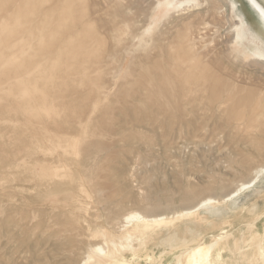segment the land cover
Listing matches in <instances>:
<instances>
[{
    "label": "rangeland",
    "instance_id": "1",
    "mask_svg": "<svg viewBox=\"0 0 264 264\" xmlns=\"http://www.w3.org/2000/svg\"><path fill=\"white\" fill-rule=\"evenodd\" d=\"M195 1L148 30L159 0L71 1L66 14L99 35L71 56L56 52L64 40L41 36L45 15L57 12L49 1L0 0V31L19 32L17 45L0 36L10 44L0 59V264H80L91 246L112 247L138 226L123 227L126 214L164 213L184 228L181 212L207 197L220 210L195 227L198 241L226 226L234 236L224 261L249 262L250 235L264 233V68L238 56L233 0ZM235 1L264 40V0ZM18 85L29 87L28 101ZM196 230L186 231L190 242ZM134 244L118 258L178 264L193 245L171 250L162 233Z\"/></svg>",
    "mask_w": 264,
    "mask_h": 264
},
{
    "label": "bare ground",
    "instance_id": "2",
    "mask_svg": "<svg viewBox=\"0 0 264 264\" xmlns=\"http://www.w3.org/2000/svg\"><path fill=\"white\" fill-rule=\"evenodd\" d=\"M15 1L22 2L23 4H26V5L32 3V0H15ZM47 1H49L51 3V5L49 7V11L54 10L57 12L56 13H50L49 12L45 15L43 25L41 26V36L47 42L48 45L56 44V41H58L59 39H61V41L64 40V42L60 46L58 45V47L56 48L57 54H60V55L66 54V55L73 56L78 51L81 52L84 50L85 47H87L86 42L88 41V39H91L95 36H99L97 34L95 28L92 26V24L90 22H86V21L83 22V17L80 14H76V13H74V14L70 13V15L66 14V11H64V10H67L70 8L69 5L67 6V4L70 3L71 1L75 2V0H47ZM194 2H196V1L195 0H181V1L180 0H159V5L156 8V13L151 18V20H149V22H147L146 27H144V28H146L145 30H148L154 23H156L158 21H162L165 17L170 16L178 4L184 5L187 7L188 4H190V3L194 4ZM163 4H165V5H164L163 12L161 11L162 14L160 16V15H158V13L160 11L158 9ZM231 4H232V10L234 11V14L238 16V18H237L238 21L234 22V28L236 30V42L239 44V46L243 50L240 52V54L238 56L247 55L248 56L247 60L254 62L253 64L261 65L264 68V40L255 38L254 34H252V32H251V29H250L251 27H250L249 23L247 21H245V19L243 18V16L239 12H236L237 11L236 1L235 0L231 1ZM131 12H133V11H131ZM128 13H129V11H128ZM111 18H112V16H111ZM101 19H103V18L101 17ZM114 19H115V17H114ZM118 19H120V18H118ZM184 19H186V18H184ZM105 20L107 22V19H105ZM112 20H113V18H112ZM121 22H123V21H121ZM127 23L129 24L128 21H127ZM112 24H111V26H113ZM116 24L120 25L119 21ZM116 24H114V25H116ZM17 25L18 24H16V26ZM104 25H108V24L105 23ZM133 26H135V25H133ZM13 27H14L13 25L11 26V24H7L0 31V33H1L0 36L2 34H5V33L11 34L10 35V38H11L10 44L15 43L14 40H16V38H18L17 34L19 33L18 31L17 32L12 31L14 29ZM118 27L122 28V26H118ZM116 28H117V26H116ZM126 28H128V27H126ZM117 32H116V36H117ZM108 33L111 36V34H110L111 32L109 31ZM262 33H264V31ZM113 35H114V33L112 30V38L114 37ZM120 35H123V33L121 34V32H120ZM257 35L260 37L259 34H257ZM80 41L82 43H84V44H82L84 46H81L78 44V42H80ZM5 44H9V42L4 43L3 36L0 37V59H2V56L4 55L3 49H4ZM15 45H17V43H15ZM5 46H8V45H5ZM18 46H22V45H18ZM246 51H248L249 53L247 54ZM199 77H200L199 74L194 75V78H196V79ZM10 85H12V84H10ZM13 89H14V87H13ZM17 91L20 93H24V95L21 97L22 98L21 100L28 101L30 99L31 91H29V87H27L26 85H18ZM9 94H12V92ZM237 107H238L237 114H240L241 111L239 109V106L237 105ZM22 110L28 112L30 117L40 116L39 112H36L34 110L30 111V106H27L25 104H24ZM53 148L55 149V147H53ZM44 170L45 169H43V171ZM48 170H46V171H48ZM259 171L264 172V165L259 169ZM50 172L51 171L45 173L46 175L44 174V176H47L48 174L52 175V173H54L53 170L51 173ZM257 176H258V173H257ZM42 178H43V175H42ZM254 180H255V178L246 182V183H243L237 189L234 188L236 190H234L232 192H228L229 194L228 193H227V195L225 194L226 196L223 194V196H224L223 200L229 201L235 194H237L239 191H241L244 187L252 184V182H254ZM262 188H264V187H262ZM260 191H261V188H260ZM259 196H260V193H259ZM245 197H246V194H245ZM186 199H188V198H186ZM186 201H188V203L190 202L189 200H186ZM216 203H219V201L213 197H209V198L207 197L206 199H203L200 202H197V204H195V205L193 204V206L184 209L181 212V217L183 219L184 218L186 219V226L185 227L188 228L187 230H189V231L196 230L195 227L199 223L208 221L210 215L219 211L220 210L219 204H216ZM243 210H244V208H243ZM122 220H123V225H122L123 227L129 226L132 222H137L138 226L132 230L126 229L125 232L122 234V236H120L118 238V240H115V239L111 240L110 239L111 240L110 244L112 245V247L106 248L105 246H103L101 244L93 245V246H91V248L89 247L90 248L89 252H87L85 257H83V260L80 261V264H140L139 261L131 262L130 260H127L124 258H118V256H117L118 251L120 252L121 249H124V248L135 249L134 241H138L140 243V245H144L147 242L148 237L151 235L153 236L156 233H158V234L162 233L163 242H165L166 245L170 246L171 250L175 247H178V246L184 244V243L193 244L190 248L184 250L182 252V254L178 257V264H227V262L224 261L225 257L223 256L224 250L229 248V245L227 244L226 239H230L231 237L234 236V234L231 232H228L226 226H222L220 232L218 234H213L211 239L202 240V241H198L199 238L202 236V232L200 230H196L197 234L194 236V241H195V243H194V242H190V240L188 239V237L186 235L187 230L185 229V227L183 228V227L177 225L176 222L178 220L169 219L164 213H158V214H151L150 215V214H143V213H139V212H132V213L130 212V213L126 214L124 216V219H122ZM228 222H229L228 220H224L222 225H224V224L227 225ZM215 223L216 222L211 223L212 227H214V228L216 226ZM123 227L121 230H123ZM118 230H120V229H118ZM224 233H227V234H224ZM116 235L113 237L115 238ZM250 236L253 237V240H255V242L253 243V245L249 244L246 247L245 250H247V253L244 254V257H246L247 260H249V262H248L249 264H257V263L264 264V233L254 232ZM250 236L249 237L243 236V238H244L243 242H247V240L250 238ZM124 240H127L126 244L123 243ZM235 243H237L236 245H238V239L235 240ZM165 253H166V251H165ZM165 253H163V254H165ZM135 254L137 255L136 251H135ZM120 257H122V256H120ZM144 257L147 260L145 264H162V263H159L157 260L158 258L152 254H147Z\"/></svg>",
    "mask_w": 264,
    "mask_h": 264
}]
</instances>
